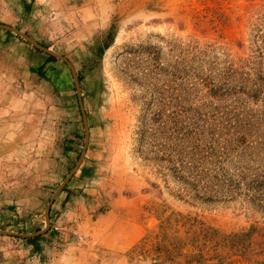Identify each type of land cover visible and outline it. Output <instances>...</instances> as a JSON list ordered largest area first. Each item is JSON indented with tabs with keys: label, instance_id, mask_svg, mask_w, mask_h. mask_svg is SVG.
I'll return each mask as SVG.
<instances>
[{
	"label": "rangeland",
	"instance_id": "rangeland-1",
	"mask_svg": "<svg viewBox=\"0 0 264 264\" xmlns=\"http://www.w3.org/2000/svg\"><path fill=\"white\" fill-rule=\"evenodd\" d=\"M25 1L0 23L85 123L0 28V228L43 229L84 152L0 264H264V0Z\"/></svg>",
	"mask_w": 264,
	"mask_h": 264
},
{
	"label": "water",
	"instance_id": "water-1",
	"mask_svg": "<svg viewBox=\"0 0 264 264\" xmlns=\"http://www.w3.org/2000/svg\"><path fill=\"white\" fill-rule=\"evenodd\" d=\"M0 28L19 35L21 38H23L25 41L30 43L32 46H34L38 50H40V51H42V52H44V53H46L48 55H51V56H53L55 58H58V59H60V60H62L64 62H66L69 65V67L71 68L72 73H73V78H74V81H75V84H76L77 96H78L80 107H81V111H82L81 98L79 96L80 91H79V88H78L79 78H78V75H77L76 71L74 70V67L67 60V58L65 56L55 52V51H52L51 49H49L48 47L42 45L41 43L35 41L26 32L20 30L17 27H13V26L8 25V24L0 23ZM82 115H83V121L85 123V114L83 113V111H82ZM85 131H86V125H85ZM86 136H87V132H86ZM85 145H86V139H85ZM83 152H84V148H83V151H82V153H81V155L79 157L78 162L74 165V167L71 169L69 174L65 177L63 182L59 185V187L56 189V191L53 194V196L50 198V200H49V202H48V204H47V206L45 208V213H44L45 214V226H44L43 229H40V230L32 232V233H21V232H14V231H10V230H7V229L0 228V234L1 235L16 236V237H21V238H29V237H35V236H38V235H41V234L45 233L47 231L48 227H49L50 205L53 202V199L57 195V193L62 189V187L66 184V182L69 180V178L76 172L77 168L80 165L79 163H80V160L82 158Z\"/></svg>",
	"mask_w": 264,
	"mask_h": 264
},
{
	"label": "trees",
	"instance_id": "trees-1",
	"mask_svg": "<svg viewBox=\"0 0 264 264\" xmlns=\"http://www.w3.org/2000/svg\"><path fill=\"white\" fill-rule=\"evenodd\" d=\"M22 4L24 7H26V11L29 10V4L26 3L25 0H22ZM8 34H11L10 31H6ZM112 37H113V30H112V27L108 30L107 32V36H106V39L103 41V44L99 45L98 46V51H97V54L98 56H101V54L103 53V51L105 49H107L109 47V45L111 44V41H112ZM42 44V43H41ZM44 45V44H42ZM46 46V45H44ZM47 47V46H46ZM46 60L47 61H51V60H55V57L51 56V55H48L46 54ZM44 65H39L37 67H31V70L32 72H36L38 73L39 75L41 76H44V69H43ZM79 79L81 80V77L79 76ZM88 172V169L86 167H82L81 169V174L84 175V174H87ZM67 188L65 187V190ZM68 190V189H67ZM41 235H38V236H35V237H29V238H25V240L31 244H34L36 248H38L37 246V241L38 239L40 238Z\"/></svg>",
	"mask_w": 264,
	"mask_h": 264
},
{
	"label": "crops",
	"instance_id": "crops-1",
	"mask_svg": "<svg viewBox=\"0 0 264 264\" xmlns=\"http://www.w3.org/2000/svg\"><path fill=\"white\" fill-rule=\"evenodd\" d=\"M7 110L5 109L4 104H0V123L4 124L3 127L6 128L9 124L7 121L9 117L6 116Z\"/></svg>",
	"mask_w": 264,
	"mask_h": 264
}]
</instances>
